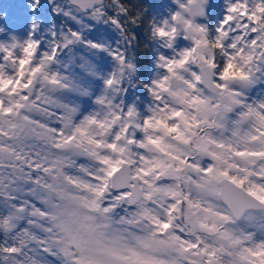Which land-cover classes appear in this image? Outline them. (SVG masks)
Masks as SVG:
<instances>
[{"label": "snow or ice", "instance_id": "obj_1", "mask_svg": "<svg viewBox=\"0 0 264 264\" xmlns=\"http://www.w3.org/2000/svg\"><path fill=\"white\" fill-rule=\"evenodd\" d=\"M0 264H264V0L0 7Z\"/></svg>", "mask_w": 264, "mask_h": 264}, {"label": "rangeland", "instance_id": "obj_2", "mask_svg": "<svg viewBox=\"0 0 264 264\" xmlns=\"http://www.w3.org/2000/svg\"><path fill=\"white\" fill-rule=\"evenodd\" d=\"M17 2H18V0H0V7H2L4 5L14 4V3H17Z\"/></svg>", "mask_w": 264, "mask_h": 264}]
</instances>
